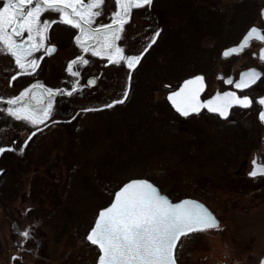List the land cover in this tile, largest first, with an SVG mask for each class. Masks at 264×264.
<instances>
[{
    "label": "rangeland",
    "instance_id": "1",
    "mask_svg": "<svg viewBox=\"0 0 264 264\" xmlns=\"http://www.w3.org/2000/svg\"><path fill=\"white\" fill-rule=\"evenodd\" d=\"M204 1L210 4L224 2ZM263 6L264 1H260L259 16L253 23L262 27ZM162 15L161 12L163 20ZM136 25L134 32L142 41L139 45L141 52L159 29V23L143 20ZM215 41L213 36L201 38L198 45L205 50L198 51L195 47L189 53L185 52L186 49L176 52L173 41L172 65L178 69L176 73L185 70V66L177 64L186 59L206 67ZM260 45L254 41L252 48L258 50ZM149 56L147 53L145 58ZM144 62L137 71L120 65L106 69L98 89L87 92L71 87L67 88L72 89L71 94L59 92L60 95H80L77 101L72 100L76 103L74 109L66 110L70 111L69 115L53 114L52 111L43 124L31 125L30 134L17 135L27 140L28 145H19L13 150L10 170L2 177L0 202L10 205L21 219L27 217L29 223L41 222L38 227L43 235V252L38 258L30 249L16 252L18 250L11 238V221L3 208L0 209V264H97L99 248L86 236L98 211L107 206L121 185L132 178L152 180L173 201L192 197L214 211L220 227L189 236L204 240L220 236L226 239L228 251L222 246L221 251L212 252L214 255L233 253L231 246L239 250L238 245H241L245 253L256 255L253 261L256 264L264 254V179L244 182L241 177L250 165L246 166L243 160L250 159L258 149L249 151L252 139L256 142L260 137L261 141L264 135L258 120L255 119L253 133L249 136L251 142L246 147L233 121L228 119L221 121V118L208 113L186 118L175 116L173 121L169 120L171 117L168 120L163 117L165 121L156 114L152 116L149 112L151 107L157 104L161 110L168 93L163 82L171 81L168 78H150L154 76V60L151 57ZM228 62L231 65H225V71L234 68L237 73L256 61L253 62L248 50L233 56ZM15 65L18 69L19 66ZM169 68L170 65H163L164 72ZM48 69L49 65L41 67L43 74ZM147 75L152 82L146 78ZM53 78L55 75L49 72L42 82L50 88L66 89L60 80L52 83ZM219 84L222 82L213 79L212 89ZM126 88L128 94L124 97ZM59 93L55 94L54 100ZM113 100L118 103L112 104ZM57 101H54V107ZM169 113L173 115L172 111ZM236 116L241 118L240 122L250 125L249 112ZM175 120L179 122L178 130L174 129ZM16 125L23 127L22 123ZM21 148L23 151L19 150ZM258 152L263 153L262 150ZM9 156L10 152L5 150L0 154V162L7 164ZM2 167L8 168L6 165ZM215 241L218 242L217 239ZM219 247L216 248L221 249ZM209 261L198 252L192 264H208Z\"/></svg>",
    "mask_w": 264,
    "mask_h": 264
},
{
    "label": "snow or ice",
    "instance_id": "2",
    "mask_svg": "<svg viewBox=\"0 0 264 264\" xmlns=\"http://www.w3.org/2000/svg\"><path fill=\"white\" fill-rule=\"evenodd\" d=\"M0 3V51L10 53L24 73L35 71L39 60L32 54L45 47L49 28L57 19L79 30L75 40L85 53L108 57L109 62L115 61L117 64L126 61L129 69L136 68L160 34L159 30L154 32L147 47L137 54H126L125 49L117 43L133 10L151 6L152 0H115L116 9L110 13L113 17L111 22L95 25V18L101 15L104 0H0ZM46 10L57 13L55 19H42ZM253 37L264 41V29L252 25L242 41L226 48L223 55L227 57L231 53H239ZM54 49L55 45H48V50ZM261 55L264 56V49H261ZM78 63L88 64L89 61L84 56H77L68 62L67 71L79 76L80 72L73 68ZM261 75L264 73L257 68H248L240 73L239 79L233 80L229 76L226 82L234 84L235 89H244ZM90 82L95 83V80ZM204 87V76L193 75L176 90L169 92L168 99L184 116L207 108L222 117H228L234 105L248 107L253 104L252 97L240 95L231 88L201 99ZM61 91L71 94L72 89L50 88L37 81L24 88L18 96H0V101L7 100L8 106L4 110L12 117L30 125H39L51 116L55 94ZM127 94L126 88L124 97ZM257 101L261 106L259 118L264 121V96L258 97ZM111 103L116 104L118 101L113 100ZM24 143L27 144V140ZM12 147L11 144L0 146V153ZM19 150L23 151L22 148ZM252 165L249 176L264 174V163L254 158ZM219 227L217 217L199 200L185 198L173 202L150 180L131 179L115 192L113 201L107 207L99 210L86 238L99 248L98 264H177L174 253L181 236ZM23 235L27 237L30 233L25 230ZM261 264H264V260Z\"/></svg>",
    "mask_w": 264,
    "mask_h": 264
},
{
    "label": "flooded vegetation",
    "instance_id": "3",
    "mask_svg": "<svg viewBox=\"0 0 264 264\" xmlns=\"http://www.w3.org/2000/svg\"><path fill=\"white\" fill-rule=\"evenodd\" d=\"M167 1L169 2V5L168 8L166 9L164 4ZM171 1L173 3L176 0H170V1L152 0L151 6H144L143 8L134 9L131 19L125 23L124 31L121 33L120 39L117 41V43L125 49L126 54L139 53V45H141L142 41L138 40L139 36L134 32V29L137 26L136 22L146 20L152 22L157 21L159 23L158 26L159 27L158 30L160 32L159 36L156 38L155 42L151 44V47L148 48V51L145 52L144 55L141 57L139 63L137 64L136 68H134V70L139 69L141 65L145 64L144 61L146 59H151L150 57L145 58L146 57L145 55L148 52L152 51L155 54L154 55L155 60L153 62V65H170L168 72L169 75L168 79L171 82H165V81L163 82L164 84H166L165 87L168 88V92L171 90H175L178 87V85L181 83V81L184 80L185 78H188L196 74H202L206 82L205 90L201 95L202 99H206L212 96L216 91H224L230 88L235 89L233 84H228L226 82V78L232 75L233 80H236L239 77L240 72L244 69H247L249 67H256L260 69L262 73H264V56H261L260 53L261 47L264 46V41H260L258 39H254L251 42L250 46L246 47L242 52L237 54H231L227 57L223 55V49L225 47L220 49L213 47L211 52V57L205 63L206 67L202 68L201 67L202 65L197 66V63L194 60L186 59V65H183V67L185 66V70H183L182 72L177 71L176 73L175 70L178 69L174 68V66L172 65V61L174 62L173 54L175 53L173 49L174 47H172V42L169 39L168 40L165 39V35H164L167 28L166 33L169 37L170 32H173V29L175 27L173 19L175 17L177 8L176 6L172 5ZM0 6H2V3H0ZM115 9H116L115 0H104V5L101 8V15L95 18L94 25L101 23L103 24L110 23L111 20L113 19L110 13ZM182 9L184 8L182 7ZM166 10L170 11V13L167 12ZM161 12L163 13L162 15L163 20L160 17ZM56 16L57 13L53 12L52 10H46L42 14V19H55ZM165 19H167L169 22L167 26H165L166 25ZM259 26L262 29H264V27H262L261 25ZM62 28L64 30H60ZM78 32L79 30L76 29L73 25H68L66 22H62L57 19L56 22L53 23L49 28L47 37L45 39V47L38 49L36 52L32 54L33 57H36L39 60V63L35 71H29L27 73H24L19 68L18 69L16 68L15 59L10 53H4L0 51V96H4L6 98L10 96H16L17 91L21 89L23 90L24 88L35 84L37 81L45 85L42 82V80H44V77H46L49 74V72L55 75V78H53L54 80L51 81L52 83H55L57 79V81L60 80L61 83H63L62 85L66 88L72 87L78 91L82 89L88 92L89 90L98 89L100 87V83L105 78L104 76L106 75V69H111L113 66L116 67L117 65H120L121 67H127L126 61H121L119 64H117L115 61L109 62L108 57H98L91 52L85 53L75 40V36L78 34ZM54 36L60 40L57 42V39H54L55 38ZM69 40L70 42L68 44L67 42ZM254 41H258L261 43L258 50L252 48V44ZM52 44L55 45V50L53 52H50L48 50V45H52ZM196 50L204 51L205 48L199 46ZM248 50L250 51V55L251 58L253 59V62L256 61L254 62V64L246 66L245 68L239 70L237 73L233 71L234 68L233 69L231 68L229 71H225V65H231L230 62L228 61H230L233 56L246 53ZM253 53L256 54L253 55ZM77 56H84L89 61V63L88 64L78 63L76 65H73L74 71L80 72L79 76H74L72 73H69L67 71V66H68V62L73 60ZM43 65H49V69H48L49 71L46 70L47 72H45L44 74L41 71V67ZM16 71L21 72V74L16 75L17 73ZM92 76L97 77V84L93 87L89 85L91 83L90 81ZM213 79L222 82V84H219L214 89H212L211 85ZM32 81L34 82L33 84ZM236 91L240 95L246 94L252 97L253 104L248 107H241V106L233 107L230 115L225 119L231 121H238L241 118L237 117L236 115L243 112H249L251 114L250 119L253 121V124L255 123V119H257L261 129L264 130V121L260 120L258 114L261 106H259L257 101L258 97L264 95V75H261V77L248 88L236 89ZM79 97L80 95L78 94L69 95V94L61 93V95L58 96L59 102L56 109L57 112L63 115H69L68 113L70 111H66V110L70 109L72 111L76 104V103L74 104L72 100L77 101ZM68 105H71V107L68 108ZM7 106H8L7 100L0 101V146H4L5 144H11L13 145V147L11 149H6L7 151L10 152V156L8 158L7 164L6 163L2 164L0 162V169H3V171H0V187H1V182L3 181L2 177H4V174L6 173V171H8V169L10 170L9 165L11 162V157L14 155L13 150H15L17 146L19 145L23 146L25 144L24 140L20 139V137L17 135H21V133H25V132H28L30 134L31 133L30 129H32V126L28 124L26 121L18 120L17 118L12 117L10 114H8L4 110ZM170 106L174 113L184 118L190 115H201L202 113H206V114L208 113L215 117L224 119L221 116H219L218 113L211 112L205 108L202 109L201 112L199 113H191L188 116H184L179 114L171 104ZM233 115L236 117L233 118ZM16 123H22L23 127H16L17 126ZM253 127L254 125L250 128L251 133H253L252 132ZM35 128H39V126H36ZM250 144L251 146L249 148L250 149L249 151L253 150L254 148L255 149L258 148V149L254 151L253 156L250 159L248 158L243 160L246 166L247 164L250 165L245 172H242L241 177L244 179V182L247 181L249 182L250 180L262 181L264 179V174H260L256 177H252L249 176L248 173L253 168L252 160L254 158L258 159V162L264 163V135L262 136L261 141H260V137H257L256 142L252 139V142ZM258 150L260 151L262 150L263 153L259 154ZM236 154H238V151L236 152ZM240 164L242 165L241 162ZM5 165L8 166V168L2 167ZM0 193H2L1 189H0ZM4 203L5 202L3 201L2 204L0 202L1 204L0 209L3 208L6 209L7 217L11 221L10 224L11 238L13 239V243L16 245V248L18 250L16 252L19 253L24 248L30 249L32 250L33 254L36 256V258H38L40 255H42L43 252V249L41 247L42 245L41 241L43 239V235L38 227L39 223L41 226V222H38L36 220L34 221V223H29L27 217H23V219H21L20 217L15 215V213L13 212L14 209L10 205L5 206ZM25 230H28L30 233V235L27 237L23 235ZM208 231L209 230L194 231L187 235L181 236L180 240L177 242V247L175 249V257L177 259V264H192V260L195 258V256H198V252H201L205 259L210 260L208 264H223V263L253 264V261H255L254 258H257L256 255L254 256V253L252 252L245 253L241 245H238L239 250H235V248L233 247L234 245H232L230 250L233 251V253H228V254L226 253L224 255H222V253H218L214 255L212 252L221 251L222 246H224L225 249L228 251L229 244L225 242L226 239H224L221 236L216 238L218 240L217 243L215 241L216 239L204 240L197 237H189L191 235L193 236L196 234H200L201 232L208 233ZM218 235L221 234L219 233ZM214 242L216 244H214ZM31 245H33L34 247L32 248ZM214 245H216V247L220 245L221 247L219 248L221 249H217L216 247L214 248ZM195 252L197 253L195 254ZM263 257L264 254L258 258L256 264H260ZM222 258H224L222 260L223 263L220 260ZM216 259H219L220 261L219 260L217 261Z\"/></svg>",
    "mask_w": 264,
    "mask_h": 264
},
{
    "label": "trees",
    "instance_id": "4",
    "mask_svg": "<svg viewBox=\"0 0 264 264\" xmlns=\"http://www.w3.org/2000/svg\"><path fill=\"white\" fill-rule=\"evenodd\" d=\"M260 1L264 0H224L222 3H217L215 1L214 4H210L204 0H176L173 3L171 1L172 5L176 6L177 8L175 17L173 19L175 27L173 32H170L169 37L166 33V28V32L164 34L165 39H169L172 43L174 41L176 52L183 49H186V53L191 52L195 49V47H199L198 44L200 39L207 36L215 37L216 41L213 47H216L217 49L223 48L228 44L237 42L242 37L247 28L255 23L257 17L259 16ZM164 5L167 9L169 2H165ZM182 7L184 9H182ZM166 11L170 13V11ZM165 23V26H167L169 23L167 19H165ZM149 53L153 60H155V54L152 51L148 52V54ZM177 65L180 67H182V65H186V60ZM137 70L138 69H135V71ZM153 72L154 76H150L152 79H155L153 77H156L157 80H164L169 76V70L168 72H164L163 65H154ZM146 78H149L148 75ZM163 101L162 109L164 111L162 109L160 110L161 107L157 106L156 104L151 107L149 111L152 116L156 114V117H160L162 119L163 117H167V120L171 117L169 119L171 121H173L172 117L176 116L179 118V115L172 111L167 98ZM144 110L146 114L147 108ZM171 111L173 115L169 113ZM220 120L226 121L225 119ZM241 122L239 120L233 121V124L238 130V133L244 142V146L248 147V144L251 142L249 136L251 133L250 128L253 126V121L251 120L250 125H245L243 122ZM175 123L176 127L174 126V129L178 130L179 122L175 120Z\"/></svg>",
    "mask_w": 264,
    "mask_h": 264
},
{
    "label": "water",
    "instance_id": "5",
    "mask_svg": "<svg viewBox=\"0 0 264 264\" xmlns=\"http://www.w3.org/2000/svg\"><path fill=\"white\" fill-rule=\"evenodd\" d=\"M262 10H264V7H262V9H261V14H262V17L264 18V13H262ZM255 25H256V24H255ZM256 26L260 27L259 25H256ZM249 28H250V27H249ZM249 28H248V30H249ZM248 30H247V31H248ZM247 31L244 33V35L242 36V38H241L237 43L231 44V45H229V46L226 47V48H230V47H233V46L238 45V44L242 41V39H243V37L245 36V34L247 33ZM254 39H258V38H256V37L251 38L250 43H249L248 45H246V46L244 47V49H245L246 47L250 46L251 42H252ZM258 40H259V39H258ZM52 45H53V44H52ZM226 48L223 49V52H224V50H225ZM244 49H243V50H244ZM261 49H264V46L261 47ZM261 49H260V53H261ZM54 50H55V49H54ZM54 50H49V51H50V52H53ZM243 50H242V51H243ZM242 51H240V52H242ZM240 52H239V53H240ZM128 54H133V53H128ZM231 54H237V53H231ZM231 54H230V55H231ZM255 54H256V53H255ZM261 56H262V55H261ZM249 68H256V67H249ZM247 69H248V68H247ZM257 69H258V68H257ZM245 70H246V69L242 70L241 72H243V71H245ZM258 70L262 73V71H261L260 69H258ZM241 72H240V73H241ZM196 75H197V74H196ZM230 76L233 78L232 75H230ZM190 77H191V76H190ZM228 77H229V76H228ZM239 77H240V75H239ZM239 77H238L237 79H239ZM260 77H261V76H260ZM188 78H189V77H188ZM188 78H185V79H188ZM93 79L95 80V83H90L89 85H90L91 87H93V86H95V85L97 84V77L92 76L91 80H93ZM185 79H184V80H185ZM226 79H227V78H226ZM237 79H236V80H237ZM258 79H259V78H258ZM258 79H257V80H258ZM184 80L181 81V83L178 85V87L183 83ZM257 80H256V81H257ZM256 81H255V82H256ZM255 82H254V83H255ZM204 83H205V87H206V82H205V80H204ZM254 83H253V84H254ZM233 85H234V84H233ZM251 85H252V84H251ZM251 85H250V86H251ZM178 87H177V88H178ZM205 87H204V90H205ZM248 87H249V86H248ZM248 87H247V88H248ZM177 88H176V89H177ZM234 88H235V86H234ZM176 89H175V90H176ZM244 89H245V88H244ZM204 90H203V91H204ZM232 90H235V91H236V89H232ZM21 91H22V89L19 90V91H17V92H16V96H18V95L20 94ZM171 91H174V90H171ZM171 91H169V92H171ZM203 91H202V93H203ZM224 91H225V90H224ZM169 92H168V93H169ZM216 92H217V91H216ZM216 92H215V93H216ZM168 93H167V95H166V98H167V100L169 101V103L172 105L171 101L168 99ZM202 93H201V95H202ZM215 93H214V94H215ZM214 94H213V95H214ZM238 94H239V93H238ZM58 95H60V93H59ZM58 95H57V97L55 98V100H58ZM263 96H264V95H263ZM201 99H202V97H201ZM55 100H54V101H55ZM58 102H59V100L57 101V104H56L55 107H54V104H53V114H54V113H59V112H57V110H56V109H57ZM172 106H173V108H174L179 114H181V113L175 108L174 105H172ZM235 106H236V105H234L233 107H235ZM233 107H232V108H233ZM241 107H242V106H241ZM232 108H231L230 111H229V115H230V113H231ZM203 109H204V108H203ZM205 109H207V108H205ZM201 110H202V109H201ZM207 110H208V109H207ZM209 111H210V110H209ZM200 112H201V111H200ZM190 114H191V113H190ZM181 115H182V114H181ZM229 115H228V116H229ZM219 116H220V115H219ZM221 117H222V116H221ZM222 118H227V117H222ZM132 179H147V178H132ZM130 180H131V179H130ZM148 180H150V179H148ZM128 181H129V180H128ZM128 181H126L125 183H127ZM150 181H151L152 183H154L152 180H150ZM123 184H124V183H123ZM123 184L121 185V187L123 186ZM154 184H155V183H154ZM155 185H156V184H155ZM156 186H157L158 189L161 191V189L159 188V186H158V185H156ZM118 190H119V189H118ZM118 190H117V191H118ZM161 193L164 194V195H167V194L163 193L162 191H161ZM167 196H168V195H167ZM168 197H169V196H168ZM169 198H170V197H169ZM185 198L195 199V198H192V197H184V198H182V199H185ZM113 199H114V197H113ZM170 199H171V198H170ZM171 200H172V199H171ZM180 200H181V199H180ZM195 200H198V199H195ZM112 201H113V200H112ZM199 201H200V200H199ZM173 202H177V201H173ZM200 202L203 203L202 201H200ZM203 204L206 205L205 203H203ZM107 206H108V205H107ZM107 206H105V207H107ZM206 206H207V205H206ZM207 207H208V206H207ZM208 208H209V207H208ZM209 209H210V208H209ZM210 211L215 215V213H214L211 209H210ZM98 213H99V212H98ZM97 216H98V215H97ZM215 216H216V215H215ZM216 217H217V216H216ZM217 219L219 220V218H217ZM219 222H220V220H219ZM94 223H95V221H94ZM93 226H94V224H93ZM174 254H175V253H174ZM262 260H264V257L262 258ZM262 260H261V261H262ZM97 264H98V261H97ZM260 264H261V262H260Z\"/></svg>",
    "mask_w": 264,
    "mask_h": 264
}]
</instances>
